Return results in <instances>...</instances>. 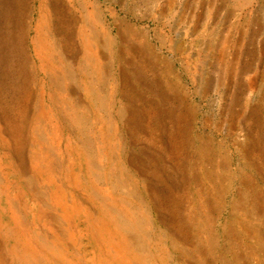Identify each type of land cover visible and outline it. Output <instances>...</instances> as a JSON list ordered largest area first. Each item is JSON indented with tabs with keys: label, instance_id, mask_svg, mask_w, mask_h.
I'll use <instances>...</instances> for the list:
<instances>
[{
	"label": "rangeland",
	"instance_id": "374dc122",
	"mask_svg": "<svg viewBox=\"0 0 264 264\" xmlns=\"http://www.w3.org/2000/svg\"><path fill=\"white\" fill-rule=\"evenodd\" d=\"M41 1L0 0V127L25 122L19 156L8 132L0 162V264H19L22 228L33 244L41 235L98 263L91 225L106 221L104 202L147 216L148 234L129 253L140 264H264V243H255L264 236V0H54L71 26L51 102L31 44ZM90 4L113 37L123 30L112 59H85L75 25ZM121 22L152 51L139 50ZM84 67L92 75L100 68L103 83ZM42 99L53 158L72 163L76 183L36 169L30 133ZM58 180L69 183L65 193Z\"/></svg>",
	"mask_w": 264,
	"mask_h": 264
},
{
	"label": "bare ground",
	"instance_id": "6f19581e",
	"mask_svg": "<svg viewBox=\"0 0 264 264\" xmlns=\"http://www.w3.org/2000/svg\"><path fill=\"white\" fill-rule=\"evenodd\" d=\"M45 7V14L43 17H39L34 27L35 37L32 39L31 44L34 48L35 57L38 59L40 64V69L45 77V79H50L48 83V89L44 91V99L48 101H54L51 95V83L56 82L57 75L53 74L59 66H63L67 63V58L63 54L62 44L65 42L63 39V31L69 29L71 26V21L69 20L65 9L61 4L55 2L54 0H42L38 6V14H41L42 8ZM81 16L80 21H77L75 27L77 26L84 36V54L87 62L95 61L99 53L102 54V58L112 59L113 50L114 53H118L117 44L121 37L122 29L118 34L113 37L110 32L104 27L101 22L102 11L95 5H85L80 7ZM120 25L125 26L126 29L137 38L140 42L139 50L145 49V51H152L151 46L148 44L146 38L142 34H136L132 31L124 22ZM117 27V26H116ZM119 28V27H117ZM62 34V35H61ZM62 37L61 40H56L54 36ZM101 36L102 41H99L96 37ZM95 39V40H94ZM129 50L134 48L128 46ZM84 73L89 77L90 81L94 85H101L105 80V74H102L100 68L94 70V75L90 74L86 67H84ZM48 98H46V97ZM42 99V107L39 114L37 126L31 130L30 137L36 144L39 145V152L35 154L32 153L33 161L36 164V169H44L46 172L55 176H61L65 178L68 182L73 180L75 183L78 178L73 173L72 163H68L67 167H61L60 162L54 160L53 157H58L57 148L55 144L49 137V129L47 126H42L40 121L46 119L48 114L46 111L47 102ZM46 103V105L44 104ZM25 123V122H24ZM23 122L19 123L16 128H8L7 130L0 127V162L2 159H8V155L5 152V148L9 145L5 134L9 132L12 141L14 142V151L17 156H19V149L23 146L21 143V137L19 133V128L24 127ZM62 168V171L58 169ZM67 168V169H66ZM66 169V171H65ZM63 180H58L56 182L57 190L61 193H65L64 188L68 187V182ZM10 206L13 203L10 199L7 200ZM103 212L105 220H97L91 225V230L93 232L92 236L100 245L101 255L98 258V263L95 258L88 259L84 257L81 259L79 255L71 254L68 248L61 249L59 245L54 242L46 241L41 235L37 237V244H33L32 240L29 238V234L26 232L28 229H23L21 233V240L23 245V250L25 253L17 255L19 264H140L138 260L131 259L129 253L131 251H138L134 247H141V236L148 234V227L150 226L149 220L146 215L139 214L138 217L133 218V213L129 206H121L113 202H104ZM43 218V217H40ZM264 218V213H261V219ZM15 221L18 223V217L15 216ZM79 225L76 226L78 235L84 241L89 236V232L83 227V221L81 220L80 214H78ZM56 223H59L56 221ZM65 223V237L70 242H74V233L72 227V222L70 217L66 215L64 219ZM111 226L114 231L111 232ZM104 231V232H103ZM108 234V237L104 235ZM263 235V234H262ZM259 246L264 243V236L260 239L259 234L257 236V242ZM181 249H184L180 247ZM261 248V247H260ZM134 254V253H133ZM185 261L188 264H194L191 258H186ZM205 264H211V261H206Z\"/></svg>",
	"mask_w": 264,
	"mask_h": 264
}]
</instances>
